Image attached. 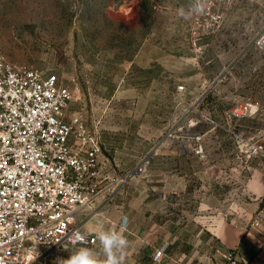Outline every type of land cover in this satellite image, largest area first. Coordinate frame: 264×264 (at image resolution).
Listing matches in <instances>:
<instances>
[{"label":"rangeland","instance_id":"374dc122","mask_svg":"<svg viewBox=\"0 0 264 264\" xmlns=\"http://www.w3.org/2000/svg\"><path fill=\"white\" fill-rule=\"evenodd\" d=\"M122 1L0 0V54L13 63L56 75L71 88L74 93L71 104L82 110L88 120L96 99L104 98L111 101L112 108H121V114L110 113L112 117L116 115L115 120L122 117V128H140L138 122L131 123L128 116L138 112V99L161 98L157 129L160 128L162 134L158 140L161 145L182 150L179 177L185 180L190 175L187 165L193 163L197 167L203 160L204 153L194 152L199 144L198 135L203 136L200 143L204 152L207 146L213 148L219 144L213 136L204 138L203 132L209 128L231 149L242 146L245 151L248 141L264 144V105H259L256 115L241 118L235 115L236 111L244 113L253 99H264L261 88L264 49L255 43L264 34V0H156L157 10L146 11L141 16V32L145 35L154 32L165 37L167 43L176 41L182 54L165 59L176 72L171 78L167 76V85L159 90H147L140 95V91H127L129 95L125 100H117L121 97L117 92L122 78L143 76L138 68L114 64L122 60V55L112 56L114 43H127L131 36L129 26L122 22L127 16L116 11ZM165 5H171L172 10L160 7ZM108 6L114 7V11H110L111 18L106 10ZM197 6L201 10H196ZM150 109L148 113H154V109ZM208 157L211 161L223 159L213 149ZM211 171V176H216L217 170ZM158 172L152 170L150 174ZM129 174L144 176L147 170L139 174L135 168ZM190 177L192 185H196L198 179L202 183V174ZM185 180L179 184L180 193L185 188ZM170 187L168 184L163 188L169 191ZM187 206V195H184L179 201L178 214L185 216ZM202 236L205 244L210 243L207 252L212 264H224L221 255L224 247L218 239L207 233ZM195 240L198 245V239ZM76 249L79 248L50 249L34 264H59Z\"/></svg>","mask_w":264,"mask_h":264},{"label":"crops","instance_id":"0c3cea01","mask_svg":"<svg viewBox=\"0 0 264 264\" xmlns=\"http://www.w3.org/2000/svg\"><path fill=\"white\" fill-rule=\"evenodd\" d=\"M157 4L156 0H123L116 10L127 16L122 22L129 26L131 36L127 43H114L112 56L122 55V60L114 64L143 71V76L135 79L128 76L121 79L117 92L121 97L117 100H125L129 95L127 91H140V95L147 90H159L167 85V76L171 78L176 72L165 60L182 54L176 41L167 43L165 37L154 32L147 35L141 32V16L146 11L157 10ZM160 7L173 8L171 5ZM106 10L111 18L110 11H114V7L108 6ZM123 83L126 86L122 88ZM169 86L172 91L171 80ZM261 88L264 89V84ZM209 93L211 90L206 94ZM160 100L157 96L138 99V112L128 116L129 121H137L140 128H122V117L119 115L121 119L115 120L116 115L112 117L110 113L121 114V108H112L111 101L104 98L96 99V104L91 106L90 120L85 119L82 110L73 107V103L66 110V121L80 117L100 143L99 175L93 180L100 194L91 208L81 210L78 215L83 230L95 237L102 229L121 232L128 241L121 255L122 264H212L207 252L210 243L205 244L202 233L214 235L224 249L234 250L239 259L251 260L258 256L264 261V204L260 208L264 203V156L261 155L263 159L249 156L242 146L226 147L220 135L209 128L203 132L204 138L213 136L219 144L213 148L207 146L197 167L193 163L187 165L190 171L187 179L180 178L179 160L184 153L177 147L161 145L158 140L162 134L160 128L157 129ZM249 104L264 105V99H253ZM150 107L154 113H148ZM147 109L150 110L146 112ZM212 149L223 159L211 161L208 156ZM147 157L150 158L147 174H129ZM192 157L195 159L194 154ZM152 170L160 172L153 177ZM211 170H217L216 176H211ZM200 174L202 183L198 179L197 184L192 185L190 176ZM184 180L185 188L180 193L178 187ZM168 184L169 191L163 188ZM184 195L188 204L186 222L185 216L178 214L179 201ZM125 218L129 223L127 227L121 225ZM258 221L261 224L256 226ZM196 238L198 245H195ZM81 247L91 248L103 264L105 256L98 239L93 246L67 248ZM158 249L165 255L161 262L155 263L153 255Z\"/></svg>","mask_w":264,"mask_h":264},{"label":"built area","instance_id":"2783aa9c","mask_svg":"<svg viewBox=\"0 0 264 264\" xmlns=\"http://www.w3.org/2000/svg\"><path fill=\"white\" fill-rule=\"evenodd\" d=\"M255 43L264 49V34ZM73 99L71 88L56 75L0 54V264H34L50 249L96 243L78 215L100 194L93 183L99 175L100 143L80 117L65 120ZM246 106L244 113L236 111L238 118L259 112L258 104ZM202 138L198 135L194 148L198 155L204 153ZM245 148L249 156H264L263 143L248 141ZM149 163L144 158L137 173ZM128 224L125 218L122 226ZM76 232L83 242L74 241ZM164 255L156 250L153 261L161 262ZM221 255L224 264H264L258 256L239 259L230 249Z\"/></svg>","mask_w":264,"mask_h":264},{"label":"clouds","instance_id":"9594fccd","mask_svg":"<svg viewBox=\"0 0 264 264\" xmlns=\"http://www.w3.org/2000/svg\"><path fill=\"white\" fill-rule=\"evenodd\" d=\"M196 10L201 9L197 6ZM95 235L102 246L105 256L103 264H122L121 255L128 245V241L123 234L113 229L108 231L102 229ZM73 239L75 242H83L85 237L76 232L73 233ZM59 264H100V262L97 260L93 250L81 247L73 251L67 259H61Z\"/></svg>","mask_w":264,"mask_h":264}]
</instances>
